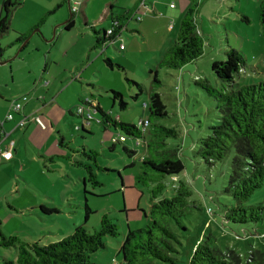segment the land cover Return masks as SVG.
I'll return each instance as SVG.
<instances>
[{
    "label": "rangeland",
    "instance_id": "374dc122",
    "mask_svg": "<svg viewBox=\"0 0 264 264\" xmlns=\"http://www.w3.org/2000/svg\"><path fill=\"white\" fill-rule=\"evenodd\" d=\"M45 1L48 4L49 0ZM178 1L180 0L173 2L178 5ZM186 1L191 6L189 0ZM192 1L198 7L197 23L204 41V55L179 71L158 70V85L154 83V75L149 71L156 68L157 62L163 58V52L174 44L179 31V20H175V29L170 34L166 32L163 23L157 22V18H152L144 9L135 14V19L144 20L128 22L127 29L122 30L123 38L120 40L123 41L108 44L107 54H102L100 49H87V39L80 36V31L84 28L82 17L75 16L76 27L60 33L56 31L54 42L39 49L37 41L41 40L35 36L16 59L0 65V88L4 91L7 87L9 92L15 91L18 83L29 84L32 88L40 86L42 67L44 64L48 66L47 80L54 83L57 92L65 91L62 97H57L65 111L63 117L60 116L59 126L67 146L62 151L72 161L61 156L54 157V162L44 161L39 157L37 145L44 153L59 139L57 133L52 135L49 143L39 137L34 138L31 145L24 139L21 159L15 157L16 159L5 164H9V193L7 197H0V229L6 237L17 236L25 241L47 245L62 240L82 225L93 233L99 228L102 217L107 216L118 226L120 236L116 239L105 238L104 250L93 254L91 260L94 264H119V243L123 242L127 232L147 226L143 211L149 210V188L138 184L136 180L141 173L139 155L135 157L134 165L129 167L134 161L123 153L122 146L117 145L114 151H110L108 147L114 134L103 132L99 116L92 105L84 107V115L78 118V108L82 106L79 100L98 104L114 117L139 126L146 113L143 103L148 104L147 93L156 91L168 114L159 123L177 131L178 137L172 143L180 146V159L185 168L180 175L162 179L166 186L164 195L170 198L172 186L182 180L190 185L195 201L201 206V210L192 209L184 220L188 231L183 232L179 239L181 245L178 246L179 254L176 255L177 264H187L190 251L208 234L213 235L215 244L223 250L232 249L242 254L248 245L253 246L249 250H264V224L256 226L262 237L237 238L235 235L241 236L242 229L248 230L253 226L243 228L223 223L220 218V212L232 202L222 193L228 175L227 162L208 168L195 154L199 140L208 135L209 127L218 118L213 99L198 88L195 81L207 80L215 86L217 79L212 74L211 66L216 61L224 60L222 50L233 48L244 57L245 71L236 80L240 86L264 82V40L258 18L262 0ZM170 2L171 0H162L161 5L168 6ZM243 16L248 18L249 23L243 21ZM55 27L52 28L49 39ZM106 27L111 29L112 25L108 23ZM87 32L88 39H91V31ZM13 36V32L8 31L4 35L5 39L0 42L2 46H6L2 62L12 58L19 49V46L7 48ZM121 44L125 51H120ZM89 53L91 56L87 58ZM105 58H109L119 68L110 69L104 62ZM75 78L78 80H74ZM126 80L139 84L143 92ZM112 91L121 94L127 104L126 110L121 111L118 102L113 103ZM50 95L44 96L48 100ZM136 95L138 98L134 100ZM11 97L13 99L15 96ZM49 105L47 103L46 107ZM81 126L90 134L76 131ZM81 147L98 152L100 165L108 170L97 173L101 187L86 185L93 195L84 194L83 179L86 174L82 168L74 165V161H83V158L72 150L80 152ZM263 201L264 186L249 199L247 205H257ZM85 204L91 210L86 222L88 212L84 208ZM40 206H54L59 213L46 216L41 213ZM16 258L14 248L0 249V264H3V260L14 263Z\"/></svg>",
    "mask_w": 264,
    "mask_h": 264
},
{
    "label": "trees",
    "instance_id": "16d2710c",
    "mask_svg": "<svg viewBox=\"0 0 264 264\" xmlns=\"http://www.w3.org/2000/svg\"><path fill=\"white\" fill-rule=\"evenodd\" d=\"M190 3L191 6L180 22L174 44L163 52V58L157 62L156 68L149 71L154 75V83L157 85L158 70L179 71L186 65L197 62L204 55V41L197 23L198 7L192 0ZM20 4V1L3 2L0 38L9 31L12 13ZM61 6L62 4L57 5L40 24ZM135 12L136 10L127 11L122 17L116 18L112 28L108 30L111 31L110 35L107 34V30H96L85 24L95 40L93 49H100L104 54L108 44L114 42L125 29L126 22L133 20ZM72 15L75 16L74 13ZM258 18L264 40V0L259 4ZM242 19L249 23L248 18L243 16ZM72 24L73 19L68 23L67 29L71 28ZM34 29L20 35L9 48L22 43ZM3 50L5 49L0 46V51ZM222 51L224 60L216 61L211 66L212 74L217 79L215 86L207 80L195 81V85L213 99L218 114L215 124L209 127L208 135L199 140L195 154L208 168L227 162L228 175L222 193L232 202L220 212V218L223 223L243 228L253 226L248 230L242 229L241 236L240 234L235 236L257 239V236L262 237L258 234L256 226L264 224V201L252 206H248L247 202L264 186V82L240 86L236 80L244 73L246 65L242 53L229 47ZM104 62L110 69L119 68L109 58H105ZM126 81L143 92L139 84ZM111 94L113 103L118 102L121 111L126 110L127 104L121 94L114 91ZM147 96L148 104L143 103L146 104V108L143 106L146 113L141 119L148 122L145 131L142 126L117 119L98 104L93 105L91 102L89 104L85 100H81L80 104L92 105L99 116L103 132H110L114 134L113 137L121 135L125 138L123 144L111 142L108 148L110 151H114L117 145L122 146L123 153L134 161L129 167L134 165L135 157L139 155L141 173L137 175L136 180L138 184L149 188V210L143 211L147 226L141 230L127 232L123 242L119 243L117 254L120 258L119 264H177L176 255L179 254L178 246L181 245L179 239L183 232L188 231L184 220L191 214L192 209L201 210V206L195 201L190 185L182 180L176 186H172L170 198L164 195L166 186L162 179L180 175L185 168L180 159V146L172 143L178 137L177 131L159 123L168 115L166 106L156 91L148 92ZM137 98L138 95L134 100ZM77 117L82 118L78 115ZM76 131L90 134L84 126ZM65 144L59 141V147L62 149L67 147ZM72 151L83 158V161H74V165L82 168L86 174L83 192L93 195L87 190L86 185L89 184L92 188L101 187L97 173L106 172L107 169L100 165L99 153L95 150L81 147L80 152ZM61 157L71 161L67 155ZM47 160L54 162L52 158ZM45 168L48 169L46 166ZM84 208L88 212L86 222L91 210L87 204ZM40 210L46 216L59 213L54 206L49 208L40 206ZM119 236L118 226L110 218L103 216L99 228L93 233L82 225L62 240L47 245L25 241L17 236L6 237L0 229V249L14 248L17 252L14 263L3 260V264H94L91 256L104 250V239H116ZM250 248L253 246L248 245L242 254L232 249L223 250L215 244L212 234L204 235L190 251L187 264H264V250H249Z\"/></svg>",
    "mask_w": 264,
    "mask_h": 264
},
{
    "label": "crops",
    "instance_id": "0c3cea01",
    "mask_svg": "<svg viewBox=\"0 0 264 264\" xmlns=\"http://www.w3.org/2000/svg\"><path fill=\"white\" fill-rule=\"evenodd\" d=\"M4 1H20L21 3L20 6L15 8L10 19L9 31H12L14 36L13 38H11L13 40H9L11 42H9L7 46H10L11 44L15 43V41L18 37H20V35H25L29 33L31 29H34L36 26H39L38 28L42 30V37H40L38 34H35L31 37V40H33L35 36L38 37L41 41H37V47H39V49H43V46L45 47L48 44L45 41L49 40L53 27L57 25L55 27V32L58 31L60 33L65 30L68 31L76 27L75 18L81 16L84 28L81 29L80 32L82 33L80 34V36H82L83 39H87V49L89 48L90 51H92L95 40L92 35L91 37H89L91 39H88L89 35L87 31L90 29L89 27H86L85 24H88L89 26H92L95 29L101 27V29L103 28L102 30L108 31L109 28L106 27L108 23L112 25L113 21H115L116 18L122 17L127 11H137L141 0H69L71 6H73L75 3H79L78 1H81V7H79L80 9L78 11L79 15H77L78 13L74 14L76 17L74 16L75 18L73 19V26L69 29H67L68 24L64 26H58L64 23L69 18V12L66 4L67 0H49L48 4H45V0H0V18L3 15L2 4ZM173 1L174 0H171L168 6L161 5L162 0L146 1V3L152 8V13H149L150 16H152V18L156 17L157 22L163 23L166 27V32L170 34L175 29L176 19L179 20L180 28V22L182 20V17L189 8V3H187L186 0L178 1V5L176 2ZM183 1H185L186 3H184ZM59 4H62L61 8L54 12L51 16H49L43 24H40L43 18L48 13L54 11L56 9V6ZM170 5H174V8L171 9ZM63 12H65V14ZM143 20H140L139 22ZM149 20L151 22L154 21V19ZM128 22H126L125 29H127ZM4 35L0 38V42L5 39ZM120 38H123V33H121L114 40L113 44L117 40H120ZM54 40L52 42H54ZM120 41L122 42L123 40ZM171 42L172 38L170 39V43ZM0 46L3 49H5L6 47L2 46L1 44ZM121 46L123 45L121 44L120 47ZM123 48L124 49L122 51H125V47ZM104 54H107V47L104 50ZM89 56H91L90 53L89 55H87V58H89ZM44 60L46 62L45 57ZM47 72H49L48 66L44 64V66L42 67V76L39 81L41 83L40 86H34L32 88V86H30L29 84L18 83L16 85L15 91L10 92L9 88L7 89V87L4 91H2V89L0 88V118L2 119L7 114L9 110V103L11 101L17 100L23 96H27L28 98L23 105L22 114L14 115L12 121L5 122V124L3 125V130L8 135L3 144L6 145L9 141H12L14 143L13 158L10 161L16 159L15 157L19 158V160L21 159L20 154L22 153V145L24 139L28 144L33 145L34 138L42 137L44 142L49 143L54 133H57L60 140L56 139L53 142V145H51L50 148L47 149L44 153L42 152V148L37 145L38 155L41 160L44 161L49 158H52L53 160L56 156H65L64 152L62 151V147H59V141L66 143L65 136L59 126V122L61 120L60 116L63 117L65 111L62 106V103L59 102V100L57 99V97H62L65 91H63L64 93L61 90H58L57 92V87H54V83L47 80V76H49ZM74 80H78V78H75ZM51 93L52 96L50 95ZM11 95H14L15 97L11 99ZM44 95H50V98L47 100ZM80 101L81 99L79 100V102ZM47 103H50L49 107H46ZM22 115H37L41 117V119L45 122L47 129L45 131H42L31 121L27 122L24 129L17 128L16 123L22 118ZM116 118L121 120V118L119 117ZM57 145L59 148L57 147ZM24 146H26V143H24ZM8 162L9 161H0V197H7V194L9 193V164L5 165ZM43 166L45 167V165Z\"/></svg>",
    "mask_w": 264,
    "mask_h": 264
},
{
    "label": "built area",
    "instance_id": "2783aa9c",
    "mask_svg": "<svg viewBox=\"0 0 264 264\" xmlns=\"http://www.w3.org/2000/svg\"><path fill=\"white\" fill-rule=\"evenodd\" d=\"M147 0H141L140 4L137 8V11L135 12V14L137 12H139L141 9H144L146 13H152V8L146 3ZM81 6L80 3H75L72 7H71V11L74 14H77L79 11V7ZM170 8L173 9L174 5H170ZM135 14L133 15L132 19L135 21H140V18L135 19ZM108 35L111 34V31L107 32ZM111 44H113V42H111ZM124 48L123 46L120 47V51H122ZM27 101V96H23L20 99L17 100H13L9 103V110L7 112V114L5 115V117L2 119L0 118V160L1 161H10L13 158V153H14V143L12 141H9L8 144L4 145L3 142L6 140L7 138V134L5 133V131L3 130V125L5 124V122H10L13 120L14 115L18 114H22L23 111V105L24 103ZM86 103L90 104V101L85 100ZM87 106V105H86ZM86 106H79L78 108V116H83L85 113V109L84 107ZM144 108H146V104L143 105ZM90 120V117H87V121ZM33 122L40 130L45 131L46 130V124L43 122V120L41 119V117L37 116V115H33V116H25L22 115V118L16 123V127L20 128V129H24V127L26 126L27 122ZM143 127V131H145V129L148 126V122L147 120H142L140 121V125ZM111 142L113 144H123L125 143V138L121 135H115ZM138 145V143H136V146Z\"/></svg>",
    "mask_w": 264,
    "mask_h": 264
},
{
    "label": "water",
    "instance_id": "95a60500",
    "mask_svg": "<svg viewBox=\"0 0 264 264\" xmlns=\"http://www.w3.org/2000/svg\"><path fill=\"white\" fill-rule=\"evenodd\" d=\"M66 4H67L68 12H69V18L64 23H62V24H60L58 26H64V25L68 24L70 22V20L74 19L73 15H72V12H71V4H70V1L67 0L66 1ZM35 34H38L40 37H42V34H40V29L37 28L22 43L15 45L16 47L19 46L18 51L16 52V54L12 58H10V59H8V60H6L4 62H2V58H3V54L5 53L6 49L3 50V51H0V65H6V64L12 62L14 59H16L18 57V55L20 54V52L27 46V44L29 43V40L31 39V37L33 35H35ZM54 37H55V28L53 30V36H52V38L49 39V40H46L45 42H47L48 44H50L54 40Z\"/></svg>",
    "mask_w": 264,
    "mask_h": 264
}]
</instances>
